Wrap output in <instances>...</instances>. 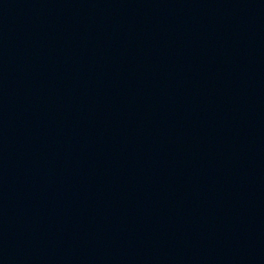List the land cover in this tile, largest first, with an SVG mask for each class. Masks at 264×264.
Instances as JSON below:
<instances>
[{
  "label": "water",
  "instance_id": "water-1",
  "mask_svg": "<svg viewBox=\"0 0 264 264\" xmlns=\"http://www.w3.org/2000/svg\"><path fill=\"white\" fill-rule=\"evenodd\" d=\"M0 264H264V0H0Z\"/></svg>",
  "mask_w": 264,
  "mask_h": 264
}]
</instances>
